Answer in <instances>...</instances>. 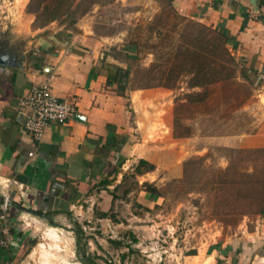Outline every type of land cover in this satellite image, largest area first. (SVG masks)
Segmentation results:
<instances>
[{"label": "rangeland", "instance_id": "1", "mask_svg": "<svg viewBox=\"0 0 264 264\" xmlns=\"http://www.w3.org/2000/svg\"><path fill=\"white\" fill-rule=\"evenodd\" d=\"M86 12L103 37L102 60L128 69L116 91L129 98V90L149 89L136 105L142 124L132 142L139 145L121 166L123 180L101 192L105 197L90 191L77 203L81 208L75 204L55 223L19 222L28 242L12 264H83L77 251L92 264H207L247 245L255 252L264 241V66L227 45L234 60L217 74L223 77L190 87L184 69L197 59L174 55L199 50L197 39L216 29L178 12L170 0H0V50L28 54L39 33L76 30ZM139 158L153 169L134 174ZM142 182L159 195L144 191Z\"/></svg>", "mask_w": 264, "mask_h": 264}, {"label": "crops", "instance_id": "2", "mask_svg": "<svg viewBox=\"0 0 264 264\" xmlns=\"http://www.w3.org/2000/svg\"><path fill=\"white\" fill-rule=\"evenodd\" d=\"M256 2L255 12L248 0H170L178 12L223 30L231 37L232 53L248 62L255 60L258 68L264 66V0ZM90 12L78 19L81 24L75 23L78 30L60 26L39 33L48 28L41 26L32 51H10L16 65H0V185L7 182L9 202L0 218V236L10 238L0 251V264H12L27 246L25 227L19 222L38 217L55 223L67 218L90 191L98 189L103 196L101 192H109L119 182L121 166L139 145L132 142L133 132L142 124L136 105L146 101L149 89L129 90L127 98L116 91V85L106 83L105 67L111 65L101 57L103 37L87 23L93 18ZM43 81L58 98L70 101L74 111L63 123H50L28 156L30 137L23 128L18 100ZM103 179L111 181L104 186ZM2 199L0 188V204ZM263 243L261 239L255 252L248 245L236 256L229 251L218 263L207 256L211 257L207 264H264Z\"/></svg>", "mask_w": 264, "mask_h": 264}, {"label": "trees", "instance_id": "3", "mask_svg": "<svg viewBox=\"0 0 264 264\" xmlns=\"http://www.w3.org/2000/svg\"><path fill=\"white\" fill-rule=\"evenodd\" d=\"M201 30H207V27L200 24ZM205 33V32H204ZM197 42L200 43L202 47L199 48V50H193L188 51L187 48H184L180 53H176L174 57L176 59H179L178 57L181 56L182 62H185L187 60V56H195L197 59V62L195 65H190L189 68L184 69L188 70L190 72L189 77V83L188 85L190 87H201L204 83H210L218 81L221 77L217 75L221 69H224L227 67L226 64L231 63L234 58L230 54H228L227 51V45L231 43V37H229L223 30H216L211 37H206L205 34L201 35L197 39ZM205 51L212 53L211 55L207 56ZM183 53V54H182ZM214 74L216 75H213ZM210 76V77H207ZM216 76V77H215ZM229 73L224 75V77H229ZM105 78L106 83L108 84H114L117 88H122L123 85L126 83L128 78V69L123 68L117 65L113 66H106L105 67ZM121 163V162H120ZM120 163L117 164V166H120ZM153 164L146 161L143 158H139L136 162V164L133 166L134 174H142L148 171H151L153 169ZM118 169H113L112 171L116 173ZM125 173H122L121 180L125 177ZM111 180L103 179L100 184L101 185H107L109 184ZM118 184L113 186V189L116 188ZM142 187L144 188V191H146L150 195H159L158 189L152 185L151 183L142 182ZM36 214H41L39 211H35ZM100 217H106V212H100ZM76 229H74V232L77 233L79 229L78 225L76 224ZM77 235V234H76ZM77 237V236H76ZM78 239V238H76ZM32 242V241H31ZM77 254L79 256L80 261L83 264H92L91 261L88 259V255L84 251H77Z\"/></svg>", "mask_w": 264, "mask_h": 264}, {"label": "built area", "instance_id": "4", "mask_svg": "<svg viewBox=\"0 0 264 264\" xmlns=\"http://www.w3.org/2000/svg\"><path fill=\"white\" fill-rule=\"evenodd\" d=\"M18 109L23 117V128L30 137L31 150L27 155H33V149L42 139L44 131L52 122L63 123L69 118L73 111V104L65 98H58L51 90L48 81H43L32 85L27 94L18 100ZM2 211L0 218L4 217V212L9 204L8 193L6 191L7 182L0 185ZM10 238L0 236V251L7 247Z\"/></svg>", "mask_w": 264, "mask_h": 264}, {"label": "water", "instance_id": "5", "mask_svg": "<svg viewBox=\"0 0 264 264\" xmlns=\"http://www.w3.org/2000/svg\"><path fill=\"white\" fill-rule=\"evenodd\" d=\"M250 5L253 7V10L257 11V2L256 0H248ZM16 58L11 55V52L7 49L0 51V65H16Z\"/></svg>", "mask_w": 264, "mask_h": 264}, {"label": "flooded vegetation", "instance_id": "6", "mask_svg": "<svg viewBox=\"0 0 264 264\" xmlns=\"http://www.w3.org/2000/svg\"><path fill=\"white\" fill-rule=\"evenodd\" d=\"M0 51H2V50H0ZM11 55H12V56H14V57L16 58V56H15V55H13L12 53H11Z\"/></svg>", "mask_w": 264, "mask_h": 264}]
</instances>
